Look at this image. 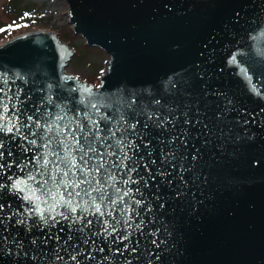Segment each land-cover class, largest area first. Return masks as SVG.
Segmentation results:
<instances>
[{"label": "water", "instance_id": "water-1", "mask_svg": "<svg viewBox=\"0 0 264 264\" xmlns=\"http://www.w3.org/2000/svg\"><path fill=\"white\" fill-rule=\"evenodd\" d=\"M65 1L74 32L109 54L100 84L67 73L75 49L56 32L30 31L0 45V72L8 77L7 84L0 81V97L5 102L12 97L10 108L15 104L22 117L31 115L41 124L63 116L61 127L69 121L72 127L76 121L87 127L88 113L105 134L108 127L115 130L122 114L127 124H136V134L131 129L125 134L134 142L125 149L133 158L128 163L140 156L144 160L128 184L123 183L129 179L126 169H112L116 187L132 189L124 197V205L131 207L99 221H120L119 231L104 234L107 225L89 208L91 231H72L65 243L70 220L57 217L59 223L45 226L28 216L32 205L20 198L26 192L9 191L32 169L20 171L7 163L43 152L38 147L43 129L33 126L37 135L32 137L22 128L37 146L0 133L13 151L12 157L5 152V170L0 171V185H5L0 216L7 227L0 226V264H264V0ZM234 53L239 65L230 63ZM241 66L246 75L239 72ZM17 73L23 78L17 79ZM93 102L99 112L90 107ZM165 120L163 128L157 126ZM173 136L180 138L172 143ZM21 144L33 150L24 154ZM113 150L119 154L118 149L107 151ZM169 151L175 152V160L169 158L174 168L160 161ZM143 163L153 174L159 167L165 176L152 180ZM99 178L105 183L103 169ZM9 213L17 214L8 220ZM19 219L26 226L17 225ZM126 231L129 240H118Z\"/></svg>", "mask_w": 264, "mask_h": 264}, {"label": "snow or ice", "instance_id": "snow-or-ice-1", "mask_svg": "<svg viewBox=\"0 0 264 264\" xmlns=\"http://www.w3.org/2000/svg\"><path fill=\"white\" fill-rule=\"evenodd\" d=\"M28 15H30V13H25V16ZM19 26L20 25H16L15 22H13V25H8L7 27L12 28ZM4 30L5 29H0V31ZM230 63L239 65L237 54L234 53L231 56ZM239 72L246 75L247 70L241 66L239 67ZM16 78L22 79L23 77L17 73ZM248 79L250 81V77ZM0 81L7 84L8 77L6 73L0 72ZM49 87H51V85H49ZM251 87L256 89L257 86L251 85ZM2 92H4V88L0 87V93ZM84 92H87L90 96L93 95L89 88H85ZM11 100L12 97L10 96L8 97V102H5L4 98L0 97V133L5 136L11 134L10 139L13 141L19 137L21 141H27L28 145L37 146V139H29L28 135L22 131V128H28L30 130L29 134L32 137L37 135L35 131H31L33 126L36 129H43L41 136L43 142L38 145L40 149L44 150L43 152L34 154L30 159L25 155L19 162L11 160L7 163L8 168H11L12 165L15 164L16 168L20 171H24L25 168L31 166L32 170L28 173L26 181L21 182L20 180H16L9 186V191L27 193L20 198L25 203L32 205L28 211V216H37L39 223L45 226L49 224V221H52L53 224L59 223L57 217L66 221L70 220L69 235L65 243H67L68 240H72V231L79 232L81 235H85L87 232L91 231L93 220L87 219L86 215L89 214V208L92 209L90 214L98 216V222H100L102 226L107 225L102 227L104 234L111 236L113 233L118 232L120 221L111 224L107 219L99 221V218L106 216L114 218V213L117 210L123 215L126 209L131 207L130 205H124V197L129 196L132 189L125 191L116 187V176L112 173V169L127 170L129 179L124 180V184L130 182L131 173L139 170L144 157L140 156L139 161L129 164L128 162L133 158L125 151L126 148H132L134 146V142L127 140L125 134L129 129L132 130L133 134H136V124H127L121 114L119 120L116 122L115 130L113 127H108L107 133L105 134L100 128V121L92 119L88 113H85V117L88 121L87 127L79 121H76L75 127L71 126V121L61 127L59 121L64 120L63 116H57L55 120L41 124L39 119H35L31 115L23 114L22 117V114L16 111L15 104L10 108L9 103ZM49 102H51L50 97ZM90 107L99 112L97 103H90ZM9 113H11V115H9ZM47 115L50 116L51 113ZM24 117H26L28 124L24 123ZM149 117L151 118V114H149ZM102 118L105 120L111 119L107 115H104ZM167 122L168 121L165 120L160 122L157 126L163 128ZM185 123H188L187 119ZM145 127H147V125H145ZM117 131L121 133L119 138L116 137ZM179 138V136H173L170 142L174 143L175 140ZM109 140H112V143H109ZM182 143L186 145L187 139H183ZM53 144L56 145L55 149L52 147ZM97 144L105 151H101L100 148L97 147ZM149 145L150 141L145 147ZM18 147L22 149L24 154L33 150L23 144ZM109 149H118L119 154L115 150L107 151ZM5 152H7L8 157L13 156V151L7 145L6 140L0 138V171L5 170V163L2 162L5 160ZM148 155H152L151 150ZM106 156L108 159H106ZM112 156H116V160H111ZM169 158L174 161L176 158L175 152L169 151L166 154H162L160 158L161 164L169 163V166L174 168L175 164L170 163ZM192 158L195 159V155H193ZM151 163L156 164V160L153 159ZM143 167L149 172L152 180L156 179V175L162 178L165 176V173L159 167L156 169L155 174L151 172L147 163H143ZM102 169L105 171V183H101V179L99 178ZM181 171H183V169H181ZM29 181L32 182V186L28 185ZM136 183H139V181L137 180ZM144 185L145 188L149 187L147 180L144 181ZM2 187H5V185H0V188ZM109 188L112 189L111 193L108 191ZM139 191L140 189L137 188L136 192ZM49 201H51V203H49ZM39 202H43L47 207H40ZM135 203L140 204L141 201L136 200ZM117 205H124V207L117 209ZM9 207H11V205H9ZM161 207H163V205H161ZM4 208L5 205L0 203V213L4 212ZM57 209L61 210L57 211ZM18 211L19 210H17V213ZM78 211L80 214L76 215ZM17 213H9L7 217L8 220H11L12 216ZM137 215H139L138 212ZM15 223L17 225L26 226L24 219L16 220ZM123 223L126 228L132 227L129 223V219H124ZM77 224L81 226L73 229L72 225ZM0 226H4V231H7L5 218L3 216H0ZM95 234L96 233H92V235ZM130 236L131 233L126 231L125 235L118 236L117 239L121 241L129 240ZM57 240H59V236H57ZM82 242L84 244L88 243L87 236ZM32 243L35 244L36 241L33 240ZM153 243L155 244V240H153ZM125 248H127V245H125ZM101 251H103V249H101ZM133 251H135V249H133ZM75 258V256H72L73 260H75Z\"/></svg>", "mask_w": 264, "mask_h": 264}, {"label": "rangeland", "instance_id": "rangeland-1", "mask_svg": "<svg viewBox=\"0 0 264 264\" xmlns=\"http://www.w3.org/2000/svg\"><path fill=\"white\" fill-rule=\"evenodd\" d=\"M65 0H0V45L7 40L30 31L51 30L75 49L66 67L67 73L81 80L100 84V76L109 64V54L99 46L86 43L75 33L68 16ZM25 13L30 15L25 16ZM15 22L19 27L8 28Z\"/></svg>", "mask_w": 264, "mask_h": 264}]
</instances>
